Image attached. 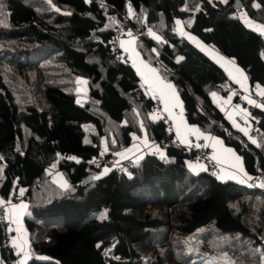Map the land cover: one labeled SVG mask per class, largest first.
<instances>
[{"label":"trees","instance_id":"trees-1","mask_svg":"<svg viewBox=\"0 0 264 264\" xmlns=\"http://www.w3.org/2000/svg\"><path fill=\"white\" fill-rule=\"evenodd\" d=\"M240 1L241 9L237 0H0V196L25 190L26 264H207L202 253L189 252L188 235L203 250L235 255L234 264H264V184L193 171L197 150L169 144L175 135L152 117L159 99L112 47L119 29L135 34L143 59L181 97L187 121L233 148L248 173L264 176V109L252 112L255 144L213 98L238 86L178 31L184 24L264 87V35L242 19L264 24V0ZM80 76L89 81L84 105L76 100ZM88 123L95 129L90 143ZM143 134L165 157L149 152L123 172L112 167L99 176L105 164L98 158ZM56 163L67 187L49 175ZM0 260H20L1 221Z\"/></svg>","mask_w":264,"mask_h":264},{"label":"crops","instance_id":"crops-1","mask_svg":"<svg viewBox=\"0 0 264 264\" xmlns=\"http://www.w3.org/2000/svg\"><path fill=\"white\" fill-rule=\"evenodd\" d=\"M183 32V35L189 38L194 45L220 64L227 71L230 79L238 87H244L255 91L263 97L264 101V95H261V91H264V87L260 84L252 85L244 69L239 66L235 60L226 57L197 36L187 31ZM121 49L134 64L138 74L142 78L148 95L163 102L165 112L169 115L173 124V134L182 146L195 147L199 141L203 140L207 148L211 150L212 158L217 163V170H219H216L215 174L218 178L226 181L234 180L250 186H263L264 176L251 175L248 173L245 170L242 157L233 148L226 146L218 137L204 134L197 125L190 124L187 121L184 114L183 101L175 87L168 82L157 69L149 65L143 59L142 55L137 50L136 38L134 36H129L127 39L123 40ZM258 85L259 88L257 87ZM213 98L235 129L244 134L250 142L255 141V144H257L258 141L255 135H253L254 133H252V127L255 122L248 112L249 105L252 104L250 101L252 100L244 98L242 101L245 103H241L238 101L236 102L231 95L224 97L220 94L213 95ZM245 104H247L246 107L244 106ZM261 108L263 107L261 106ZM149 152L158 155L161 154L160 156L165 157V150L160 147L159 143L151 141L147 134H143V136L134 137L132 146L121 151L118 156L121 159L128 158L133 161H139ZM135 157L136 159H134ZM200 165L202 164L193 161L190 163V168L193 169V171H199L203 169ZM0 205H5L8 211L7 217L10 223L8 226V240L10 244L17 248L20 254L19 264H21V262L26 264L31 257L29 232L26 230L23 223L29 209L28 201L15 204L11 202V199H4L0 196ZM0 264L6 263L0 260Z\"/></svg>","mask_w":264,"mask_h":264},{"label":"rangeland","instance_id":"rangeland-1","mask_svg":"<svg viewBox=\"0 0 264 264\" xmlns=\"http://www.w3.org/2000/svg\"><path fill=\"white\" fill-rule=\"evenodd\" d=\"M210 1L211 2L221 1V2L225 3V0H210ZM188 8H189V4L187 3L185 5L184 9L188 10ZM198 9H199V5H197L196 7L192 8L191 11L195 13V12L198 11ZM242 19L244 20V22L246 23V25L249 28H251V29H253V30H255V31H257V32H259V33L264 35V31H260L259 30L261 28V26H264V24H262L260 22H257V21H254L248 16H245ZM190 21L192 22L193 20L191 19ZM122 31L123 32H127V31H124V30H122ZM178 31L183 35V33H184L183 31H187L185 29V25L184 24H179L178 25ZM129 32H130V36H134L136 38L135 34H133L131 31H129ZM151 34H153V33H151ZM128 37L123 38V40L127 39ZM157 37L159 39H157ZM153 38L157 39V40L161 39V37L159 35H157V34H153ZM123 40L121 41L120 45L122 44ZM88 82H89L88 79L85 78V77H82V76L78 77V79H77V87H76L77 99L76 100H77V103L80 104V105H84L87 102L88 98H89V83ZM248 112L253 117L252 113H250L251 110L248 111ZM152 117L154 119H160L161 118V116L158 113H156V112L152 113ZM84 126H85V128L87 130V135H86L85 141H86V143H90L91 142L90 134L95 131L94 126L92 124H89V123L88 124H84ZM135 138H136V136H135ZM199 142L197 144H199ZM201 142H202V146L209 152V154H211V150L209 148H207V146L205 145L204 141L201 140ZM103 144L104 145L106 144L105 139H103ZM197 144L195 145V147L190 146V147H186V148L187 149H196ZM159 155H161V154H159ZM134 159H136V157ZM138 160H139V158H138ZM170 160H167V161H170ZM134 162H137V161H134ZM4 166H5V164L0 161V184H1V181H2V174H3ZM200 166L203 169L199 170V171L209 170L207 166H204V165H200ZM105 169H109L110 170L111 168L108 167V166H105L99 176H103V175H105L108 172L107 171L105 173ZM48 172H49V175L52 176L62 187H67L68 186L69 181L67 180V178L63 174V172L59 169L57 163L53 164L52 166H50L48 168ZM106 215H107V211L103 210L102 212L98 213L97 216H98V218L103 219V218L106 217ZM23 223H24V221H23ZM9 225H10V223L8 221V226ZM24 226H25V223H24ZM25 228H26V226H25ZM187 239H188L189 245H191V247L189 248V252L190 253H194L195 255L198 252L202 253L203 254L202 258L207 264H234L235 255H233V254H231L229 252H218V251H213V250H203V249H201L199 247L200 242L198 240H196V238H194L191 235H188Z\"/></svg>","mask_w":264,"mask_h":264},{"label":"built area","instance_id":"built-area-1","mask_svg":"<svg viewBox=\"0 0 264 264\" xmlns=\"http://www.w3.org/2000/svg\"><path fill=\"white\" fill-rule=\"evenodd\" d=\"M125 31V30H124ZM128 32V33H127ZM123 32L122 29H119L115 36L113 37L112 40V47L114 51L118 52L121 50V41L123 38H126L130 36V32ZM119 59H123V55H119ZM232 98L235 100L236 98L238 99H244V98H249L255 103H252L249 105V111L251 110L250 113H252L256 108H261V106L264 109V101L263 97H261L258 93L255 91H252L251 89H247L244 87H238L235 92L231 94ZM152 111L158 113L161 118L168 124L170 132H173V124L171 122V119L169 115L165 112V107L164 104L161 100H156L154 105L152 106ZM254 118H257L258 116L255 115L253 116ZM257 126L254 124L252 127V133L256 130ZM168 144V142L163 143ZM169 144H173L174 146H180L184 147L178 142V140L175 138L173 140L169 141ZM197 150V155L194 158V162L200 163L204 166H207L209 170L216 171L218 166L217 163L214 161L212 158L211 154L202 146V142L200 141L199 144H197L196 147ZM98 163L105 164V166H108L110 168H118L120 172H123L127 170L130 166L134 164V161L128 158L121 159L118 155H114L112 157H108L107 155H102L100 158L97 160ZM26 195H25V190H16L13 195L11 196V202L18 204L21 202L26 201ZM7 208L5 205H0V221L7 224L8 226V217H7Z\"/></svg>","mask_w":264,"mask_h":264},{"label":"snow or ice","instance_id":"snow-or-ice-1","mask_svg":"<svg viewBox=\"0 0 264 264\" xmlns=\"http://www.w3.org/2000/svg\"><path fill=\"white\" fill-rule=\"evenodd\" d=\"M226 2V0H225ZM70 14V13H69ZM179 24V21L177 22ZM260 31H264V26H261V28L259 29ZM157 39H159L157 37ZM259 88V85L257 86ZM261 95H264V91H261ZM251 103H255L254 101H250ZM253 143H255V141H253ZM117 155H120L119 153ZM163 155V154H162ZM109 171V169H105V173ZM97 179H99V177H96ZM21 264H23V262H21Z\"/></svg>","mask_w":264,"mask_h":264},{"label":"water","instance_id":"water-1","mask_svg":"<svg viewBox=\"0 0 264 264\" xmlns=\"http://www.w3.org/2000/svg\"><path fill=\"white\" fill-rule=\"evenodd\" d=\"M235 7H236L237 9H241V8H242V3H241L240 0H237V3L235 4Z\"/></svg>","mask_w":264,"mask_h":264}]
</instances>
